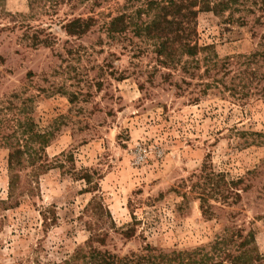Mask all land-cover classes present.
<instances>
[{
  "label": "rangeland",
  "instance_id": "rangeland-1",
  "mask_svg": "<svg viewBox=\"0 0 264 264\" xmlns=\"http://www.w3.org/2000/svg\"><path fill=\"white\" fill-rule=\"evenodd\" d=\"M148 1L0 0V264L97 232L147 264H264V0L200 12L173 62L135 33Z\"/></svg>",
  "mask_w": 264,
  "mask_h": 264
},
{
  "label": "trees",
  "instance_id": "trees-1",
  "mask_svg": "<svg viewBox=\"0 0 264 264\" xmlns=\"http://www.w3.org/2000/svg\"><path fill=\"white\" fill-rule=\"evenodd\" d=\"M231 2V0H149L145 11L149 12L148 14L154 12L153 19L150 23L143 22L133 25V27L135 26L136 34L147 35L152 40L158 39V56L164 57L166 62H173L177 56L183 54L192 57L197 55L200 50L199 45L194 41L199 13L202 11L216 13L231 9ZM142 12L140 11V13ZM127 18L126 14L116 17L109 26V32L125 31ZM80 23H82L81 20H75L68 25V28ZM10 168L13 173L17 170L14 162H10ZM15 179L13 176L14 181ZM13 180L10 186L15 188ZM107 238L108 233H92L84 245L78 247L69 259L52 264H147L148 259L151 258L144 256L139 258L118 257L94 245L98 243L104 246Z\"/></svg>",
  "mask_w": 264,
  "mask_h": 264
},
{
  "label": "built area",
  "instance_id": "built-area-1",
  "mask_svg": "<svg viewBox=\"0 0 264 264\" xmlns=\"http://www.w3.org/2000/svg\"><path fill=\"white\" fill-rule=\"evenodd\" d=\"M145 156L143 155V154H139L138 156H137V158H136V164H141V163H143V162H145Z\"/></svg>",
  "mask_w": 264,
  "mask_h": 264
}]
</instances>
